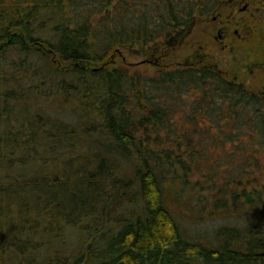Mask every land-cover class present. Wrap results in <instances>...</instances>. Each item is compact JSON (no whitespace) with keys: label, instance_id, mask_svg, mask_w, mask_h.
I'll list each match as a JSON object with an SVG mask.
<instances>
[{"label":"trees","instance_id":"1","mask_svg":"<svg viewBox=\"0 0 264 264\" xmlns=\"http://www.w3.org/2000/svg\"><path fill=\"white\" fill-rule=\"evenodd\" d=\"M220 1L0 0V264H264V20L248 81L125 61ZM178 203L229 221L189 231Z\"/></svg>","mask_w":264,"mask_h":264},{"label":"rangeland","instance_id":"2","mask_svg":"<svg viewBox=\"0 0 264 264\" xmlns=\"http://www.w3.org/2000/svg\"><path fill=\"white\" fill-rule=\"evenodd\" d=\"M243 2L247 3L248 9L245 11L240 9ZM254 6H256L254 3L253 7L250 6L249 0H236L233 3L227 0L221 1L214 11L196 17L184 35L170 39L169 43L164 46L155 45L152 50H148L141 56H126L125 61L130 68V73L152 74L163 68L173 69L176 66L206 63L216 65L223 71L232 75L236 74L238 78L248 81L251 76L258 75L256 71L258 60H255L250 52L247 53L245 46L241 47L238 43L240 37L245 35L241 26L244 19L248 20L249 24L252 22L254 30L261 29L264 31V25H261L260 29L258 28V25L263 23L261 20H264V10L261 6V10L258 11L255 8V11L252 9ZM122 53L124 55L126 51L122 50ZM243 72L247 78L243 76ZM258 79L257 76L254 80L257 81ZM258 173L261 180L264 181V168H261ZM173 207L177 213L175 217L178 223L189 231L194 228L193 226L198 229H211L214 225L229 221L228 213L222 210L210 214L207 209H201L197 215L193 214L184 203L173 204ZM69 233L70 235H68L66 244L62 249L65 251L64 253L81 244L82 231L71 229Z\"/></svg>","mask_w":264,"mask_h":264},{"label":"flooded vegetation","instance_id":"3","mask_svg":"<svg viewBox=\"0 0 264 264\" xmlns=\"http://www.w3.org/2000/svg\"><path fill=\"white\" fill-rule=\"evenodd\" d=\"M221 1H223V0H221ZM220 1V2H221ZM227 1H232V3L233 2H235L236 0H227ZM235 4V3H234ZM236 6V5H235ZM241 10H243V11H245V10H247L248 8H247V3H245V2H243V5H242V7L240 8ZM213 18H215V17H213ZM235 32H236V30H235Z\"/></svg>","mask_w":264,"mask_h":264}]
</instances>
